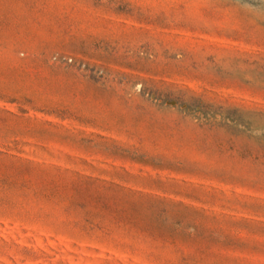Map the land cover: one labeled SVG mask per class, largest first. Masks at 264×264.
Segmentation results:
<instances>
[{"label":"rangeland","instance_id":"1","mask_svg":"<svg viewBox=\"0 0 264 264\" xmlns=\"http://www.w3.org/2000/svg\"><path fill=\"white\" fill-rule=\"evenodd\" d=\"M0 264H264V0H0Z\"/></svg>","mask_w":264,"mask_h":264}]
</instances>
